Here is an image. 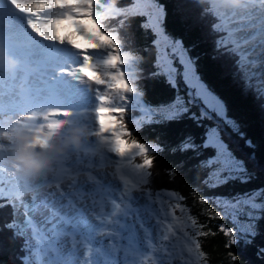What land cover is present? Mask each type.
Segmentation results:
<instances>
[{"label": "snow or ice", "instance_id": "obj_1", "mask_svg": "<svg viewBox=\"0 0 264 264\" xmlns=\"http://www.w3.org/2000/svg\"><path fill=\"white\" fill-rule=\"evenodd\" d=\"M200 2L204 3L205 0ZM261 3L264 5V0ZM256 5L257 0H242L239 6L222 2L217 11L222 8L224 13L237 17L238 23L217 41V48L224 47L238 56L237 69L245 91L250 89L257 96L264 97V6ZM97 6L105 8L100 0H0V43L9 55L22 60L24 65L36 68L35 72L25 73L22 66L7 77L0 69V81H11L14 85L19 80L28 81L29 77L40 71L47 78L48 85L45 89L33 91L28 88L26 92L19 93V100L11 102L10 114L6 112L0 94V115H19L20 111H28L29 114L17 119V122L32 121L33 130L38 133L37 142L41 144H45L49 136L65 125L87 126L81 118L90 115V134L98 138L92 154L98 153L101 161L105 159V153L114 154V172L111 176L99 172L94 175L91 161L85 168L79 167L83 161L68 163L73 154H88L85 143L83 149L73 150L69 154L59 173L51 177L23 179L26 191L36 192L45 186L56 189L48 193L56 198L52 201L47 196L37 201V196L33 195L25 204L29 214L25 216L23 228L17 235H26L25 247L32 250V259L26 256L23 264H121L117 258L121 249L124 253L123 264H144L143 257L157 249L158 245L167 254V258H159L158 264H171V260L176 258L181 259L183 264H200L202 259H207V254L202 250L199 237L215 233L198 230L206 225L199 224L191 209L180 203L186 199L185 196L176 191L154 194L151 188L144 187L150 184L153 175L150 169L155 157L150 155V151L157 149L133 138L124 122L130 96L135 98L138 88L130 82L123 66L131 65L135 58L128 52L122 53L118 32L105 23L121 17L118 23L123 26L130 16L147 15V8H151L156 15L150 16L149 23L144 27L151 25L159 35H163V10L155 0H149L146 7L136 3L131 8H123L111 3L99 14ZM84 20H91L100 30L98 36L89 31ZM60 25L72 26L76 33L93 41L95 47L89 49L81 45L67 28L63 29L64 35H61ZM216 27L220 29L219 24ZM101 37H106V40ZM178 48L183 72L173 67L168 52L163 54L167 62L165 71L169 72L170 83L176 76L183 77L188 89L187 99L177 89L175 101L171 105L161 106L162 109L166 107L167 111L148 108L147 114L156 115L159 112L163 120H177L190 114L198 126H204L202 121H213V126L206 127L202 144L196 145L189 136L180 149H193L198 155L199 149L214 150L213 156L201 162L202 167L209 169L205 179L209 188L220 187L234 180L247 183L252 176L245 161L234 155L220 135L223 126L227 125L243 136L239 131L240 124L228 118L225 103L203 82L196 72L195 61L187 57L179 42L173 46L171 55L177 56ZM136 103L139 104V100ZM193 106L199 108V115L190 111ZM105 117L110 118L116 126L106 125L103 122ZM38 119L42 120L39 124L36 123ZM44 129H47L46 133L39 135ZM246 144L249 148L255 147L251 140H247ZM4 146L5 143L0 141V150ZM136 157L142 158V163L133 164ZM250 159L255 160V155L252 154ZM73 168L75 175H67ZM82 172L86 180L79 182L76 177ZM169 175L174 177L175 169L170 170ZM130 176L135 177V182ZM64 179L69 181L67 189L76 188L75 192L62 188ZM134 190L141 195L133 196ZM85 193L99 196L100 199H93L91 206L83 204L78 207L77 202L82 201ZM164 196L169 199H164ZM18 199L20 196L15 195L10 202ZM170 199L177 202L170 203ZM209 199L215 203L223 200L236 215L260 219L254 213L264 214V187L237 194L230 199L199 197L203 204H207ZM141 200H144L143 204ZM21 203L25 202L21 200ZM177 210L181 216H177ZM220 216L221 213L216 212L209 219ZM7 227L20 226L14 222ZM188 228L193 231L189 232ZM220 231L229 237L234 236V230L223 225ZM250 234L255 236L257 233L251 231ZM173 237L181 240L183 245L177 257L163 245V241H171ZM105 240L112 243L106 244ZM236 242L235 238L230 241L232 244Z\"/></svg>", "mask_w": 264, "mask_h": 264}, {"label": "trees", "instance_id": "obj_2", "mask_svg": "<svg viewBox=\"0 0 264 264\" xmlns=\"http://www.w3.org/2000/svg\"><path fill=\"white\" fill-rule=\"evenodd\" d=\"M100 3L105 8L97 6L98 14L105 11L108 4L131 8L139 0H100ZM155 3L163 10V33L174 42H179L187 57L195 61L196 72L203 82L225 103L228 118L240 124L239 131L243 136L227 125L223 126L220 135L234 155L245 161L252 179L247 183L234 180L216 188L205 184L209 169L202 167L201 162L213 156L214 150L199 149L198 155L196 150L183 151L180 146L189 136L196 145L202 144L206 127L213 126L214 122L205 120L202 121L204 126H198L190 114L177 120H163L159 112L167 111V108L162 109L161 106L175 101L177 89L187 99V85L182 76H176L172 83L169 82L167 71L160 67L157 36L151 28L144 27L147 24L145 15L130 16L123 26L118 23L122 18L117 17L105 23L118 32L122 53L128 52L135 58L129 68L134 72L132 83L138 88L141 102L126 112L124 122L133 138L157 149L150 151V155L155 157L150 169L153 175L150 184L144 187L151 188L154 194L176 191L185 196L186 199L180 203L191 209L199 224L206 225L198 230L215 233L199 237L202 250L207 254V259H202L200 264H264V214L254 213L260 219H251L246 215L239 217L230 205L223 204V200L215 203L209 199L207 204L199 200L201 196L230 199L264 187V97L257 96L250 89L245 91L244 82L238 74V56L224 47L217 48V41L226 36L228 27L221 12L213 8L210 0L204 3L200 0H155ZM218 24L219 30L216 27ZM173 58L174 65L182 72L178 58ZM148 108L159 112L148 115ZM190 111L199 115V108L195 106ZM149 120L152 122L149 123ZM247 140H251L255 147L249 148ZM252 154L255 160L250 159ZM135 163H142V158L136 157ZM172 169H175L174 177L169 175ZM169 202L177 201L170 199ZM10 203L0 196V264H23L26 256L32 259V250L25 247L26 239L17 235V228L7 227L16 223L15 210ZM216 212H220L221 216L209 219ZM176 214L181 216L179 210ZM234 215L240 228L233 224ZM221 225L233 229L234 236L229 237L220 231ZM251 231L257 234L252 236ZM233 238L237 241L234 244L230 243Z\"/></svg>", "mask_w": 264, "mask_h": 264}, {"label": "rangeland", "instance_id": "obj_3", "mask_svg": "<svg viewBox=\"0 0 264 264\" xmlns=\"http://www.w3.org/2000/svg\"><path fill=\"white\" fill-rule=\"evenodd\" d=\"M260 3V7L262 6L260 0L257 1ZM149 3V0H139V4L141 7H146ZM148 14L145 15L146 19H147V24L149 23V17L152 16L154 17L156 15L155 11L151 8H147ZM225 17L227 18V23L231 26H234V24L237 25L238 20L237 17H232L230 16V14L226 13ZM89 22H92L91 20H84L83 23L88 26L89 31L93 34V35H97L98 36V29L95 27L94 24L91 23L92 27L89 25ZM94 28V29H93ZM149 28H151L153 30V27L150 25ZM154 33L157 36V47L160 51V56H159V60H160V67L163 68L164 70L167 69V62L165 61V59L163 58V54L164 52H168L169 53V57L168 59H170L172 61V65L173 67L176 68V66L174 65V56L171 55L172 53V48L173 46L176 44V42H174L170 37L166 36L164 33L163 35H159L155 30H153ZM72 35H74V38H77L76 40L78 42H85L88 44H91V47H95V44L93 41L87 40L85 37L81 36L80 34L76 33L75 31H73ZM80 37V39H79ZM166 37V38H165ZM103 39V38H101ZM82 45V44H81ZM179 48L177 51V57L178 58V54H179ZM184 50V49H183ZM185 51V50H184ZM179 60V58H178ZM183 67V65H182ZM125 72H126V76L131 78H134V72L131 71L129 69V65H125L123 66ZM183 72V70H182ZM167 74L169 75V72L167 71ZM183 78V77H182ZM2 81H0L1 83ZM5 84L9 85L10 87L12 86H16L17 83H15L13 85V83H11V81H7L4 80ZM186 84V83H185ZM7 88V87H6ZM4 89V87L2 85H0V94H2V99L4 101V106L6 109V112L10 114V109H11V104H7L8 101H13L15 98L13 95H16V90H8L7 92H1V90ZM36 89V88H34ZM13 96V97H12ZM135 98H133V96H130V100L128 103V108L132 105V106H136V100H140V97L138 96V94H134ZM140 102V101H139ZM11 103V102H10ZM141 103V102H140ZM132 108V107H131ZM81 111H83L81 109ZM129 112V111H128ZM28 111H20L19 115H12L14 119H19L22 116L28 115ZM5 115H0V121L3 120V117ZM83 120V122L87 125L88 129L91 130L92 129V122H91V116L87 115L85 117L81 118ZM107 125L111 126V123L108 121L107 117ZM42 120L38 119L36 121L37 124L41 123ZM97 137L90 135L87 140H86V144H87V151L88 154L85 155L84 152H80L78 154H73L68 163H79L78 159H80V161H83V163H79V167L81 168H85L88 164L89 161L92 162L93 164V168H92V172L93 174H97L99 173H107L109 174V176H111V173L114 172V163H113V158H114V154L113 153H105V160L106 162L103 164V166H101L102 161L100 159V155L97 153L96 155L92 154V150L95 147V142L97 141ZM4 142V141H3ZM7 143V142H4ZM115 159H119V158H115ZM133 164H135L133 162ZM67 167V166H66ZM69 172H71V175L74 176V172L75 169H70ZM51 177V175L49 176ZM130 179H133L135 182V177L130 176ZM76 179L79 182H83L86 180V175L82 172L78 177H76ZM69 183V182H68ZM68 183H62V188H65L66 190L75 192L76 188H72V189H67V184ZM33 186H35V181H33ZM54 189V190H53ZM56 191L55 187L53 186L52 188H48V187H40L38 188V190L36 192H30V191H26L24 189V181L23 179L15 176L12 174V170L6 166H0V193H4L5 195H0L3 196L5 198H7L9 201L10 199L15 196V195H19L20 199L18 200H14V202H11L10 204L14 207L15 210V219H16V223L20 226L18 229V231H20L23 228V221L25 220V216L28 215L29 213H27L26 211V207L25 204L28 203L31 199V197L33 195L37 196V201L43 197L48 198L49 201H52L54 199H56L55 197L49 196L48 193L50 192H54ZM141 193L137 192V191H133V196H140ZM164 199H169L168 197H163ZM96 199L99 200V196L93 197L91 195L88 194H83V199L82 201L78 200L77 202V206L81 207L83 206V204H87L89 206H91L92 200ZM21 200L24 201L25 203H21ZM67 201H65L66 203ZM141 204L144 203V200L140 201ZM225 204V203H223ZM226 205V204H225ZM159 206V205H158ZM229 206V205H226ZM45 215H47V212H45ZM179 214H177L178 216ZM235 216V215H234ZM233 216V217H234ZM239 217H242L243 215H238ZM170 219V218H169ZM233 220V224H235V226L237 228H240V224L239 221L237 219V217L232 218ZM155 222V221H153ZM191 229V228H188ZM25 239H27L26 235H23ZM112 243L111 240H108V243ZM123 243V242H122ZM163 245L168 247V250L171 251L173 253L174 257H177L181 248H182V241L181 240H177L175 237L172 238L171 241H163ZM71 247V243L69 241V248ZM123 257H124V253L123 250L121 249L118 253H117V258L120 260L121 264H123ZM160 257H165L167 258V254L159 247H157V249L149 251L148 254L143 257V261L144 264H158L159 258ZM185 258H187V253L185 252ZM171 264H183V261L179 258L176 259H172L171 260Z\"/></svg>", "mask_w": 264, "mask_h": 264}, {"label": "clouds", "instance_id": "obj_4", "mask_svg": "<svg viewBox=\"0 0 264 264\" xmlns=\"http://www.w3.org/2000/svg\"><path fill=\"white\" fill-rule=\"evenodd\" d=\"M224 4L239 6L242 0H222ZM24 67L25 73L35 72L33 65L9 55L0 43V69L7 76ZM27 80H19L16 87L19 92L27 91ZM23 125H28L27 127ZM33 122L22 120L20 123L12 115L6 114L0 121V141L7 142L0 150V166L12 170V174L21 178L47 177L59 173L63 161L73 150L84 148L91 135L87 126H63L48 137L45 144L37 142V132L33 130ZM47 129L40 132L43 136ZM102 147V145H101Z\"/></svg>", "mask_w": 264, "mask_h": 264}, {"label": "bare ground", "instance_id": "obj_5", "mask_svg": "<svg viewBox=\"0 0 264 264\" xmlns=\"http://www.w3.org/2000/svg\"><path fill=\"white\" fill-rule=\"evenodd\" d=\"M257 1H259V0H257ZM60 28H61V31H60V34H61V35H64V31H63V29H65V28H67V29L69 30V34H70V35H72L73 31H75L74 28H73L72 26H69V25H60ZM78 34H79V33H78ZM75 39H77V38H75ZM79 39H80V37H79ZM77 40H78V39H77ZM79 43L82 44L83 46L88 47L89 49H92V48H93V47L90 46L91 44L85 43V42H83V41H81V42H79ZM29 79H31V78L29 77ZM40 84L42 85L43 83L41 82ZM0 85H2V86H4V87L9 86V85L5 84L4 81H2V82L0 83ZM31 87H34V86L31 85V81H28V82H27V89H28V88H31ZM94 87H95V86L93 85V88H94ZM12 90H13V89H12ZM19 93H20V92L17 91V94H16V95H13L14 98H15V100H19V96H18ZM13 96H12V97H13ZM10 102H12V101H8L7 104H8V105L11 104ZM103 122L107 125L106 117L104 118V121H103ZM74 174H75V172H74ZM67 175H71V172H68ZM68 182H69V181H68L67 179H64V183H68ZM53 190H54V189H53Z\"/></svg>", "mask_w": 264, "mask_h": 264}]
</instances>
